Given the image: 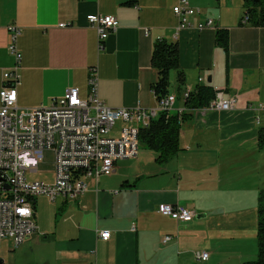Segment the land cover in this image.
Wrapping results in <instances>:
<instances>
[{"label":"crops","instance_id":"obj_1","mask_svg":"<svg viewBox=\"0 0 264 264\" xmlns=\"http://www.w3.org/2000/svg\"><path fill=\"white\" fill-rule=\"evenodd\" d=\"M179 1L0 0V91L4 74L17 67L8 50L9 28L15 25L22 31L23 61L17 69L22 111L50 107L73 88L87 96L92 70L99 97L110 108L155 109L152 54L161 40L178 44L185 78L180 86L178 70L170 74V95L176 97L172 113L187 115L182 150L161 163L140 143L137 157L118 161L111 176L92 172L83 196L58 200L63 218L43 234L36 208L38 231L22 244H32L36 264H243L257 259L258 200L264 190V148L259 146L264 27L242 23L245 0H189L199 14L191 19L193 27L178 31L173 8ZM89 15L117 20L105 41L89 24ZM208 19L215 26L198 30ZM219 30L229 34L227 51L217 44ZM205 84L225 99L237 97L236 109H187L186 94ZM167 203L191 209L195 219L179 223L162 216L157 208ZM104 231L111 232L110 240L100 238ZM166 237L172 239L165 242ZM3 242L0 264H11ZM9 242L12 250L18 248ZM201 252L209 254L208 261H197Z\"/></svg>","mask_w":264,"mask_h":264},{"label":"built area","instance_id":"obj_2","mask_svg":"<svg viewBox=\"0 0 264 264\" xmlns=\"http://www.w3.org/2000/svg\"><path fill=\"white\" fill-rule=\"evenodd\" d=\"M173 13L179 19L178 31H182L194 26L191 19L199 10L192 7L189 0H180ZM87 20L97 30L101 41H105L117 25L114 17L106 15H89ZM248 21L245 17L243 24ZM66 26L60 25L61 28ZM214 26L215 21L208 19L198 24L197 29L202 31ZM9 33L8 50L15 57L17 67L4 74L0 91V243L11 240L19 247L38 231L36 208L40 196L48 197L52 203L61 198L78 200L86 193L85 178L92 172L97 176H111L118 161L135 159L140 148V130L161 113L172 111L176 97L170 95L150 110L112 109L99 97L97 74L92 70L87 96L83 97L80 89L73 88L50 107L22 111L17 106L21 82L17 69L23 61L18 42L22 31L12 25ZM238 102L237 97L225 99L223 92L217 91L216 98L205 109L229 112L236 109ZM259 108L264 110V105ZM119 121L125 126L119 134L113 135L112 130ZM48 151L55 155L52 180H30L29 176L38 173ZM157 212L179 223H190L196 217L191 209L169 203L159 205ZM100 238L110 240L112 234L104 231ZM171 239L166 237L165 242ZM196 259L206 262L209 254L197 253Z\"/></svg>","mask_w":264,"mask_h":264},{"label":"trees","instance_id":"obj_3","mask_svg":"<svg viewBox=\"0 0 264 264\" xmlns=\"http://www.w3.org/2000/svg\"><path fill=\"white\" fill-rule=\"evenodd\" d=\"M245 17L253 25L264 27V0H245ZM217 44L225 51L229 49V34L227 31L217 32ZM180 51L177 43L166 40L158 41L154 45L152 65L157 71V81L153 85V92L157 102L170 96V74L178 70L180 86L184 84V74L179 71ZM217 91L209 84L199 85L185 96V105L189 110L209 107L216 98ZM186 112L161 113L152 120L150 125L140 130V143L157 153V160L161 163L168 160L182 150L180 132L182 122L186 119ZM259 146L264 148V129L259 132ZM257 259L243 264H264V190L259 195L258 203V230H257Z\"/></svg>","mask_w":264,"mask_h":264},{"label":"rangeland","instance_id":"obj_4","mask_svg":"<svg viewBox=\"0 0 264 264\" xmlns=\"http://www.w3.org/2000/svg\"><path fill=\"white\" fill-rule=\"evenodd\" d=\"M122 123L117 122L115 127L113 128V135L117 132H120ZM121 128V129H120ZM55 155L53 152H46L44 161L40 164L39 171L36 175L29 176L30 180H39V181H51L55 174ZM263 176V172L257 175ZM263 191V190H262ZM60 201L57 203H51L49 198L46 196H40L37 200V211L40 218V222L42 224L43 231H39V233H45L44 228H50V230L56 229L58 225V221L62 220L63 216L58 213L60 209ZM259 203V200H258ZM58 219V221H57ZM39 235V234H38ZM10 240H4L3 247L5 248L4 252L5 258H7L11 264H36V258L34 254V250L31 249V243H25L21 247H18L16 250H12L9 242ZM28 241V240H27Z\"/></svg>","mask_w":264,"mask_h":264},{"label":"water","instance_id":"obj_5","mask_svg":"<svg viewBox=\"0 0 264 264\" xmlns=\"http://www.w3.org/2000/svg\"><path fill=\"white\" fill-rule=\"evenodd\" d=\"M211 82V79L209 80V83Z\"/></svg>","mask_w":264,"mask_h":264},{"label":"bare ground","instance_id":"obj_6","mask_svg":"<svg viewBox=\"0 0 264 264\" xmlns=\"http://www.w3.org/2000/svg\"><path fill=\"white\" fill-rule=\"evenodd\" d=\"M102 43V42H101ZM173 110V109H172Z\"/></svg>","mask_w":264,"mask_h":264}]
</instances>
